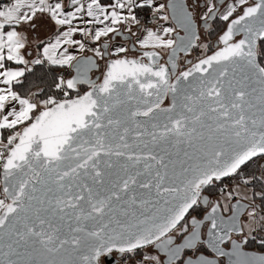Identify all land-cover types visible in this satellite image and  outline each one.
I'll list each match as a JSON object with an SVG mask.
<instances>
[{
	"label": "snow or ice",
	"instance_id": "snow-or-ice-1",
	"mask_svg": "<svg viewBox=\"0 0 264 264\" xmlns=\"http://www.w3.org/2000/svg\"><path fill=\"white\" fill-rule=\"evenodd\" d=\"M0 264H264V0H0Z\"/></svg>",
	"mask_w": 264,
	"mask_h": 264
}]
</instances>
